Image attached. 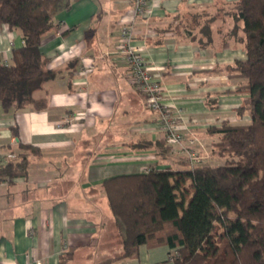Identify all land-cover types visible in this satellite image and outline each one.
<instances>
[{
  "label": "crops",
  "instance_id": "1",
  "mask_svg": "<svg viewBox=\"0 0 264 264\" xmlns=\"http://www.w3.org/2000/svg\"><path fill=\"white\" fill-rule=\"evenodd\" d=\"M237 1L148 0L133 26V44L144 48L164 100L179 108L183 142L162 157L159 116L115 54L130 1L69 0L55 16L59 28L41 42L49 76L36 83L25 109L0 108V158L19 153L18 142L40 151L28 156L26 178H0V264H59L63 254L72 256L69 264L91 263L111 231L103 181L188 168L190 141L203 163L220 164L210 130L223 121L249 122L235 112L244 95L233 91L244 80L224 70L245 59L242 24L230 13ZM21 46L19 35L0 25V59L9 62ZM164 248L141 247L138 259L121 262L160 264Z\"/></svg>",
  "mask_w": 264,
  "mask_h": 264
},
{
  "label": "trees",
  "instance_id": "2",
  "mask_svg": "<svg viewBox=\"0 0 264 264\" xmlns=\"http://www.w3.org/2000/svg\"><path fill=\"white\" fill-rule=\"evenodd\" d=\"M68 8L69 0H0V25L22 41L10 61L0 63L4 112L25 109L36 83L49 76L41 42L59 28L55 16ZM230 11L242 22L245 59L224 70L244 80L233 91L244 95L235 112L239 118L248 114L249 122L223 121L210 130L217 135L212 153L220 164L186 158L188 168H150L103 181L123 236L119 254L94 264L136 260L141 247H167L170 264H264V0H238ZM156 148L162 157L172 150L165 138ZM17 149L0 165V178H26L28 156H40L30 145L18 142ZM71 257L60 255L59 264Z\"/></svg>",
  "mask_w": 264,
  "mask_h": 264
},
{
  "label": "built area",
  "instance_id": "3",
  "mask_svg": "<svg viewBox=\"0 0 264 264\" xmlns=\"http://www.w3.org/2000/svg\"><path fill=\"white\" fill-rule=\"evenodd\" d=\"M129 1L131 9L122 19V26L115 45V54L122 59L126 67L129 84L144 96L146 108L158 114L159 130L164 135L166 143L172 148H176L175 150H180L183 136L178 129L179 108L169 105L164 100L159 76L149 69L143 53L144 48L133 44V26L138 19L144 16L148 0ZM0 63L6 65L7 61L2 60ZM185 153L192 163L202 160L201 157H197L194 150H186ZM12 157L9 155L7 159ZM4 163V160L0 158V165Z\"/></svg>",
  "mask_w": 264,
  "mask_h": 264
},
{
  "label": "rangeland",
  "instance_id": "4",
  "mask_svg": "<svg viewBox=\"0 0 264 264\" xmlns=\"http://www.w3.org/2000/svg\"><path fill=\"white\" fill-rule=\"evenodd\" d=\"M242 24V22H241ZM190 149L187 148L184 151L188 150H194L197 154V157H200L199 153L195 150L194 148V142L190 141ZM186 158H188L187 154L185 153ZM189 159V158H188ZM202 162V160H201ZM108 214H109V229L110 234H109V239H104V241H101L99 243V245L93 249L94 252V261L97 260H101L107 257H111L114 255H117L118 253H120V249H121V240H122V236H123V232H122V227L120 224H118V222L114 219V217H112L110 211L108 210V207L106 206ZM165 251H161L163 253V256L161 258L160 264H170L168 262V253L169 251L167 249L164 248ZM88 263V264H92L94 263ZM72 264H83L82 260L77 259L75 260ZM114 264H122V262H116Z\"/></svg>",
  "mask_w": 264,
  "mask_h": 264
}]
</instances>
